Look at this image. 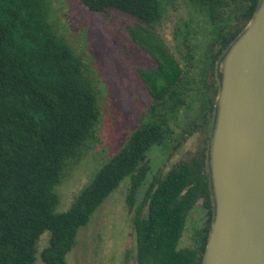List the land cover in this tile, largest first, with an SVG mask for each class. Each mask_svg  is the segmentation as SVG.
<instances>
[{
  "label": "trees",
  "instance_id": "obj_1",
  "mask_svg": "<svg viewBox=\"0 0 264 264\" xmlns=\"http://www.w3.org/2000/svg\"><path fill=\"white\" fill-rule=\"evenodd\" d=\"M78 1L89 11L132 20L128 38L152 62L136 68L149 103L124 145L67 209L54 211L55 186L97 141L100 87L50 21L45 0H0V264H33L35 242L46 230L41 262L68 264L79 228L125 177L134 264H202L214 216L207 159L218 63L260 0ZM170 13L177 19L164 30ZM187 141L193 147L183 158L151 171L149 150L166 147L167 158ZM195 209L192 243L181 246Z\"/></svg>",
  "mask_w": 264,
  "mask_h": 264
},
{
  "label": "rangeland",
  "instance_id": "obj_2",
  "mask_svg": "<svg viewBox=\"0 0 264 264\" xmlns=\"http://www.w3.org/2000/svg\"><path fill=\"white\" fill-rule=\"evenodd\" d=\"M45 2L50 21L69 39L75 52L89 66L94 79L98 80L101 93L97 141L91 144L79 162L68 166L65 179L54 188L58 195L54 211H63L79 189L124 145L135 129L142 109L149 103L136 68L151 65L152 62L129 40L126 26L132 20L128 16L115 11L95 13L78 0ZM176 19L177 14L170 13L163 21V29L171 27ZM164 39L171 47L165 36ZM192 147V143L187 141L167 158L163 155L166 147L160 152L149 150L147 157L151 162V171L162 165L168 168ZM128 181L129 178L125 177L96 209L88 224L79 228L77 244L66 256L68 264H134L132 213L125 204ZM199 217L198 210L189 215L180 239L181 246L191 245L192 228ZM48 240L49 232L46 230L35 242L33 264H43L39 253L48 245ZM126 251L129 252L127 261Z\"/></svg>",
  "mask_w": 264,
  "mask_h": 264
},
{
  "label": "water",
  "instance_id": "obj_3",
  "mask_svg": "<svg viewBox=\"0 0 264 264\" xmlns=\"http://www.w3.org/2000/svg\"><path fill=\"white\" fill-rule=\"evenodd\" d=\"M214 216L202 264H264V0L218 63Z\"/></svg>",
  "mask_w": 264,
  "mask_h": 264
}]
</instances>
